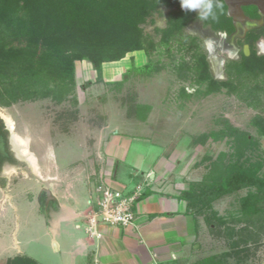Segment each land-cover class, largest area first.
Returning <instances> with one entry per match:
<instances>
[{
  "label": "rangeland",
  "instance_id": "rangeland-1",
  "mask_svg": "<svg viewBox=\"0 0 264 264\" xmlns=\"http://www.w3.org/2000/svg\"><path fill=\"white\" fill-rule=\"evenodd\" d=\"M163 26L164 20L157 17L155 27ZM145 32L154 36L153 26H146ZM185 33L197 36L205 44L207 38L203 40L187 30ZM208 35L209 40L214 41L215 55L224 65L231 58L221 51L217 42L219 36ZM157 40L155 37V42ZM170 49V56L164 48L160 49L161 53H153L152 61L160 64L159 71L150 76L133 74L124 79L131 67L129 55L120 62L123 65L105 64L100 83L95 82L96 73L91 66L78 64L75 103L71 97L61 103L48 98L0 107V119L8 131L9 152L17 162L15 167L5 166L0 172V264H7L9 259L17 258V254L44 264H58L54 248L49 246L52 235L47 229V224L51 227V219L56 218L51 200L59 190L67 192L71 187V199H64L60 194L58 203L72 201L76 212H84L90 206L87 190L92 191L100 176H104L106 149L114 134L145 136L132 141L129 153L130 157L134 155L136 148L135 153L144 155V164L163 151L173 175L155 185L158 191L171 186L174 191L179 188L180 193L190 183H199L214 165L220 164H243L249 168L260 163L258 174L264 177V135L251 124L256 112L226 90L207 97L193 95L182 99V88L193 94L197 87L174 70L182 60L190 64L189 56L176 47ZM132 55L135 66L147 62L143 52ZM225 78L223 74L222 80ZM122 80L125 81L119 89L109 84ZM131 101L151 106L146 122L128 116ZM6 118L12 120L13 131L8 128ZM221 131L225 132L224 136ZM14 136L27 141L28 151L36 159V169L16 154ZM237 137L244 140V144L236 143ZM6 168L11 169L6 172ZM119 170L127 173L131 169L129 164L121 163ZM137 180L140 182V178H136L128 185H135ZM45 191L50 192L52 199H47ZM247 192L227 195L213 204L221 219L217 229L207 225L203 216L196 219L198 241L193 249L199 247L187 264H199L210 257H217L224 264H264V225L237 222L238 199ZM48 216L50 219L46 221ZM77 223L82 226L81 230L75 229ZM68 227L72 235L85 237L80 220L71 221Z\"/></svg>",
  "mask_w": 264,
  "mask_h": 264
},
{
  "label": "trees",
  "instance_id": "trees-1",
  "mask_svg": "<svg viewBox=\"0 0 264 264\" xmlns=\"http://www.w3.org/2000/svg\"><path fill=\"white\" fill-rule=\"evenodd\" d=\"M213 4L216 19L202 23L196 12L182 10L179 0H0V107L48 98L61 103L71 97L75 103L76 62L89 63L96 73L95 82L100 83L105 64L113 65L128 55L143 52L147 62L135 66L132 56L124 79L133 74L150 76L159 71L160 64L152 61L153 53H161L164 48L170 56L173 46L190 58V64L182 60L173 66L175 72L197 87L193 94L182 88V99L226 90L256 112L251 124L264 135V56L252 51L249 56L241 54L238 60H227L226 78L219 81L210 73L203 42L185 33L187 26L199 24L213 34L232 35L234 27L223 0H213ZM157 17L164 20L162 28L155 27ZM150 25L154 36L145 32ZM260 37V30L251 31L238 43L252 47ZM124 81L109 84L119 89ZM150 112L151 106L146 104L131 101L127 107L128 116L141 123L146 122ZM220 134L224 136L225 132ZM0 137L8 155L0 157L1 172L4 163L17 164L9 152L8 131L1 119ZM239 138L235 142L244 144ZM260 167V163L249 168L243 164L214 165L199 183H190L180 192L179 199L186 203L193 219L203 216L207 225L217 229L221 219L213 204L227 195L248 190L238 199L237 222L263 227L264 177L258 174ZM148 193L144 191L140 199ZM7 264L37 263L17 256ZM199 264L224 263L210 257Z\"/></svg>",
  "mask_w": 264,
  "mask_h": 264
},
{
  "label": "crops",
  "instance_id": "crops-1",
  "mask_svg": "<svg viewBox=\"0 0 264 264\" xmlns=\"http://www.w3.org/2000/svg\"><path fill=\"white\" fill-rule=\"evenodd\" d=\"M132 56L129 55V58ZM78 64L91 66L87 62H76L75 73ZM143 138L146 137L114 134L106 149L107 169L104 173L106 180L119 190H129L141 184L144 190L149 192L136 203L135 226L122 228L99 224L97 231L101 237L99 239L90 237L85 233V227L86 214L91 206L84 212H76L72 208V201L69 204H61L57 201L60 194L64 199H71V187L67 192L59 190L57 196L54 194L55 198L51 200L54 202L53 216L56 218L51 219V227L47 224L49 234L52 235L49 246L54 248L53 254L57 256L56 263L183 264L185 262L184 264H187L188 260L194 257L193 251L199 247L196 246L193 249L198 241L196 219L187 213L186 203L179 199V188L175 191L171 186L161 191L154 189L159 181L167 180L173 175V169L168 164L163 151L154 155L146 164L142 162L144 155L135 153L136 148L134 155L131 156L132 159L129 156L133 146L132 141ZM121 163L129 164L130 172H121L119 170ZM136 178H140V182L138 179L135 185H128ZM87 191L89 195L91 191ZM89 201L90 198L87 204ZM49 219L50 216L46 218V221ZM79 220L83 223L82 230L85 237L74 236L69 231V223ZM81 228L82 226L78 223L75 224L76 230ZM63 230L68 231L64 234ZM17 255L34 260L37 264H44L27 255Z\"/></svg>",
  "mask_w": 264,
  "mask_h": 264
},
{
  "label": "built area",
  "instance_id": "built-area-1",
  "mask_svg": "<svg viewBox=\"0 0 264 264\" xmlns=\"http://www.w3.org/2000/svg\"><path fill=\"white\" fill-rule=\"evenodd\" d=\"M144 191L141 184L129 190L116 189L106 180V175L100 176L89 194L91 209L86 217L85 233L99 239V224L122 228L135 226V206Z\"/></svg>",
  "mask_w": 264,
  "mask_h": 264
},
{
  "label": "flooded vegetation",
  "instance_id": "flooded-vegetation-1",
  "mask_svg": "<svg viewBox=\"0 0 264 264\" xmlns=\"http://www.w3.org/2000/svg\"><path fill=\"white\" fill-rule=\"evenodd\" d=\"M238 1L239 0H223L224 4L226 6L227 16H228V5H229L232 13L237 18L242 19V21L239 20V21L234 22L228 16L231 20L233 27H234V32L232 33V35L230 37H228L225 33L213 34V33H211V31H209L207 29H203L199 24H191V25H199L201 27V29L203 31H207L208 34L218 35L219 37H220V35H224L225 44L232 45L236 49V58H233L231 60H238L240 58L241 54L244 56H249L252 51H255L257 55L264 56V52H262L260 50V46L264 45V3H263V9L262 10L256 6H252V5L251 6H242V7H240V9H241V15H240V13L238 11V4H237ZM187 27H186V29H187ZM255 30H260L261 37L256 42H254L252 47H250V45L245 44V43L239 45V43H238L239 41H244L246 39L247 34L250 33L251 31H255ZM204 48H205L206 54H207V61L209 63L210 73H211L212 77H214L212 74V71H211V66H210V62H209V53L206 49V44H204ZM222 74H224V70H222ZM219 81H221V80H219ZM5 153H6V151H5ZM7 156L8 155L6 154V156H4L2 158H6ZM5 166L15 167L16 165H12V164H9L6 162L2 166V169H4ZM2 169H1V171H2Z\"/></svg>",
  "mask_w": 264,
  "mask_h": 264
},
{
  "label": "bare ground",
  "instance_id": "bare-ground-1",
  "mask_svg": "<svg viewBox=\"0 0 264 264\" xmlns=\"http://www.w3.org/2000/svg\"><path fill=\"white\" fill-rule=\"evenodd\" d=\"M187 32L192 35H198L200 36L203 40H205L206 44V49L209 53V62L211 66V71L213 76L217 80H222L223 79V74H222V66H223V60L220 57H217L214 53V41L209 40V35L207 31H203L199 29L198 25H190L187 27ZM218 44L221 46V51L225 53L229 58L233 59L236 58V49L232 45H226L224 43V35H220L219 39L217 40ZM260 50L264 52V45L260 46ZM116 65H123L122 63H116ZM6 124L8 128L13 131L14 130V124L11 119L6 118ZM13 146L16 151V154L20 157L25 158L28 162L32 164V166L36 169V159L35 157L28 151V143L27 141L22 140L18 136H14L13 138ZM9 169L11 168H6L5 171L8 172L10 171Z\"/></svg>",
  "mask_w": 264,
  "mask_h": 264
},
{
  "label": "clouds",
  "instance_id": "clouds-1",
  "mask_svg": "<svg viewBox=\"0 0 264 264\" xmlns=\"http://www.w3.org/2000/svg\"><path fill=\"white\" fill-rule=\"evenodd\" d=\"M181 9L185 12H196L200 22L215 20L213 0H179Z\"/></svg>",
  "mask_w": 264,
  "mask_h": 264
},
{
  "label": "water",
  "instance_id": "water-1",
  "mask_svg": "<svg viewBox=\"0 0 264 264\" xmlns=\"http://www.w3.org/2000/svg\"><path fill=\"white\" fill-rule=\"evenodd\" d=\"M263 3H264V0H239L238 2H237V4H238V11H239V13H240V15H241V9H240V7H242V6H256V7H258V8H260L261 10L263 9ZM228 5V4H227ZM228 16L235 22V21H239V20H241L242 21V19H239V18H237L233 13H232V11H231V8H230V6L228 5ZM0 156L1 157H4V156H6V153H5V146H4V142H3V139L0 137ZM45 193H46V196H47V199H52L51 198V194H50V192L49 191H45Z\"/></svg>",
  "mask_w": 264,
  "mask_h": 264
}]
</instances>
